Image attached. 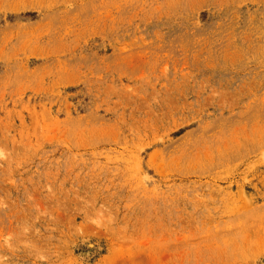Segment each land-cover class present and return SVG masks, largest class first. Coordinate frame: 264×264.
Listing matches in <instances>:
<instances>
[{
	"label": "rangeland",
	"instance_id": "obj_1",
	"mask_svg": "<svg viewBox=\"0 0 264 264\" xmlns=\"http://www.w3.org/2000/svg\"><path fill=\"white\" fill-rule=\"evenodd\" d=\"M0 264H264V0H0Z\"/></svg>",
	"mask_w": 264,
	"mask_h": 264
}]
</instances>
